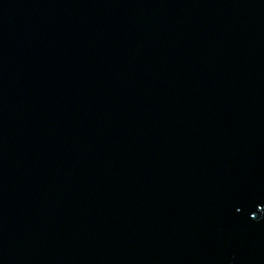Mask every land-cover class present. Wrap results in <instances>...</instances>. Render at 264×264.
<instances>
[{
    "label": "water",
    "instance_id": "95a60500",
    "mask_svg": "<svg viewBox=\"0 0 264 264\" xmlns=\"http://www.w3.org/2000/svg\"><path fill=\"white\" fill-rule=\"evenodd\" d=\"M0 264H264V0H0Z\"/></svg>",
    "mask_w": 264,
    "mask_h": 264
}]
</instances>
